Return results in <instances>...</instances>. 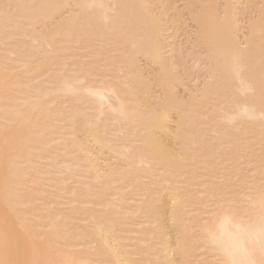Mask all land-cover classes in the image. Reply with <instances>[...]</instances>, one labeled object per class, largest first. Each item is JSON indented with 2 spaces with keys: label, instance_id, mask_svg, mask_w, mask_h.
Listing matches in <instances>:
<instances>
[{
  "label": "bare ground",
  "instance_id": "1",
  "mask_svg": "<svg viewBox=\"0 0 264 264\" xmlns=\"http://www.w3.org/2000/svg\"><path fill=\"white\" fill-rule=\"evenodd\" d=\"M128 10L0 0V264H264V28L202 5L183 99Z\"/></svg>",
  "mask_w": 264,
  "mask_h": 264
},
{
  "label": "rangeland",
  "instance_id": "2",
  "mask_svg": "<svg viewBox=\"0 0 264 264\" xmlns=\"http://www.w3.org/2000/svg\"><path fill=\"white\" fill-rule=\"evenodd\" d=\"M119 10H127L132 13V20L137 28L138 36L146 45L149 38L159 30L163 35L171 36V40L176 44V51H171L168 46L165 47L164 58L174 64L172 66L174 73L180 82H174L172 87L180 98L185 99L186 88L182 83L192 84L193 81L200 80L207 74L204 60L207 58L204 48L192 54L193 48L199 43L201 29L197 22V16L201 13V6L215 4L219 14L230 13L236 9L238 19L237 33H247L251 30L254 23L256 26L264 28V0H152L153 10L156 16L150 21L143 0H118ZM133 4V5H132ZM135 4V6H134ZM149 5L150 3H146ZM171 5V6H169ZM150 9V7H148ZM137 22V23H136ZM88 25L84 26L87 28ZM213 32V30H211ZM126 42L124 45H127ZM203 52V53H202ZM193 56H195L193 58ZM138 63L142 66L144 78L149 83L150 90L158 96H164L160 78L162 77V66L151 56L142 53L137 54ZM194 66L196 71L189 74L190 67ZM152 72L149 73V70ZM193 79V81H190ZM25 113V111H22ZM174 113V112H172ZM175 117V114H172ZM188 125V123H186Z\"/></svg>",
  "mask_w": 264,
  "mask_h": 264
}]
</instances>
